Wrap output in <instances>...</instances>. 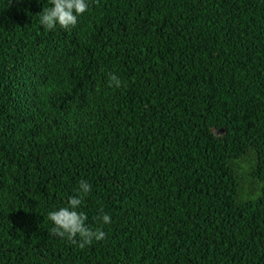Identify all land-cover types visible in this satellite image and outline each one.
Instances as JSON below:
<instances>
[{
	"label": "trees",
	"instance_id": "1",
	"mask_svg": "<svg viewBox=\"0 0 264 264\" xmlns=\"http://www.w3.org/2000/svg\"><path fill=\"white\" fill-rule=\"evenodd\" d=\"M89 4L0 0V264H264V0ZM82 179L84 248L47 218Z\"/></svg>",
	"mask_w": 264,
	"mask_h": 264
},
{
	"label": "clouds",
	"instance_id": "2",
	"mask_svg": "<svg viewBox=\"0 0 264 264\" xmlns=\"http://www.w3.org/2000/svg\"><path fill=\"white\" fill-rule=\"evenodd\" d=\"M48 3L51 6L44 7L43 11L38 14L39 23L46 31H53L57 26L65 30L74 28L78 23V18L90 7L89 0H48ZM108 86L119 89L123 86V82L115 73H109ZM91 191V185L86 180H80L75 194L68 198L67 206L48 213L47 218L54 225L50 230V236L67 239L73 244H78L80 248L91 246L93 241L106 239L103 228L93 229L87 223L88 216L79 211L84 197ZM97 220L102 221L104 225L112 222L111 215L106 214L103 209Z\"/></svg>",
	"mask_w": 264,
	"mask_h": 264
}]
</instances>
